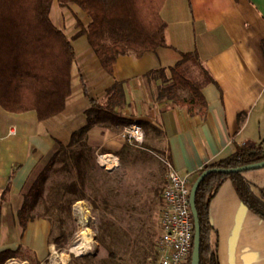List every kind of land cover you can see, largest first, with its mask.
I'll return each instance as SVG.
<instances>
[{"label":"crops","instance_id":"crops-1","mask_svg":"<svg viewBox=\"0 0 264 264\" xmlns=\"http://www.w3.org/2000/svg\"><path fill=\"white\" fill-rule=\"evenodd\" d=\"M160 17L165 23L167 45L139 58L120 56L108 74L86 37L78 34L76 21L86 27L90 18L74 4L64 8L52 4L50 19L75 52L71 94L60 114L43 121H38L33 112L12 114L0 108V252L20 248L28 251L36 264H63L51 257L56 248L49 242V223L36 219L22 229L17 212L35 171L60 145L69 144L72 133L86 124L89 99L103 101L115 81L125 83L122 115L133 123L143 121L157 129V135H145L140 128L144 139L156 141V150L164 160L179 174L189 175L191 185L201 168L229 157L236 147L261 144L264 153V0H166ZM193 52L210 80L204 79L191 62H182L181 70L190 63L202 76L197 86L206 102L203 119L168 101H156L159 82L147 84L142 78L157 69H166L170 77L169 69L181 62V55ZM123 129L97 125L86 136L97 158L118 159L115 168L104 169L108 175L144 168L146 155L140 152H147L148 147L145 143L129 145L121 135ZM256 172L245 176L259 190L252 177ZM158 187L153 192L152 209L159 214L163 188ZM115 193V203L111 202L109 208L116 212V239L134 242L138 238L131 233L138 228L147 241L156 240L157 221L155 229L150 230L152 222L134 217L136 203L117 188ZM83 205L87 211L86 202ZM209 221L217 233L219 264H264V221L245 208L230 181H225L212 198ZM153 254L154 246L146 264ZM118 256L125 257L121 253Z\"/></svg>","mask_w":264,"mask_h":264},{"label":"trees","instance_id":"trees-1","mask_svg":"<svg viewBox=\"0 0 264 264\" xmlns=\"http://www.w3.org/2000/svg\"><path fill=\"white\" fill-rule=\"evenodd\" d=\"M165 1L0 0V108L12 114L33 112L38 121L54 117L64 110L71 94L75 52L70 40L50 19L54 2L60 8L74 4L90 18L86 27L76 21L78 34L86 37L102 69L111 74L118 57L132 54L139 58L167 45L165 23L160 17ZM262 49L264 52V41ZM182 62L193 63L204 79L210 80L195 52L182 54L181 62L169 69L170 77H167L166 69H157L142 78L147 84L159 82L155 88L156 101H168L186 109L190 116L203 119L207 109L205 99L200 88L183 75ZM124 84L115 81L106 91L103 101L89 99L90 107L85 111L86 124L72 133L67 146L58 147L48 162L33 174L23 192V202L17 212L20 227L23 229L29 221L36 219H44L51 227L56 226L58 233L49 240L56 249H62L67 241L68 234L63 227L71 218L75 202L87 201L95 209L103 206L107 211L112 202L110 199L115 197L109 188H104L109 175L97 165L94 150L87 145L88 131L97 125L127 127L135 124L143 129L145 135L158 134L149 123H133L122 115ZM262 160L261 144L236 147L229 157L201 168L198 176L208 169H231ZM59 175L63 176L60 180ZM225 181L232 183L245 208L264 221V193L256 190L244 172L207 175L199 184L194 198L200 233L199 264H219L217 233L209 221V205ZM98 229L105 235L110 234L108 223L103 229L100 224ZM9 259L36 264L30 253L20 248L0 252V264ZM187 264H190V255Z\"/></svg>","mask_w":264,"mask_h":264},{"label":"rangeland","instance_id":"rangeland-1","mask_svg":"<svg viewBox=\"0 0 264 264\" xmlns=\"http://www.w3.org/2000/svg\"><path fill=\"white\" fill-rule=\"evenodd\" d=\"M182 73L194 85H198L202 79L197 68L190 63L183 68ZM141 144H144L146 148L148 147L147 152H140V155H146L142 161L144 168L141 170L129 171L128 173L120 172L118 174L109 175L108 182L104 188H109L111 192L114 193L115 197L110 199L112 202L116 200V188L123 196L128 197L129 201H134L138 207L134 217L152 222V226L149 228L150 230H154L156 221L158 224L159 214L155 211V213H153L152 205L155 203L153 192L156 188L159 189V185L161 190L164 187L166 174L165 160L161 157L159 151L156 150V141L154 142L150 137H146V139L143 138ZM147 156L149 158H147ZM39 169L37 171H39ZM102 170L104 169L102 168ZM255 171H257V174H252V177L256 181L255 183L258 186V191L264 193V168L244 173L247 175ZM62 178V175L58 176L59 180ZM70 179H72L71 176ZM46 185H48V182ZM133 189H136L134 194H132ZM83 202L87 204V211L84 209ZM78 205L81 206L79 207ZM115 216L116 212L114 209L109 208L105 211L101 207L95 209L87 201L75 202L71 208V218L63 227L68 234L67 241L62 249H56L55 253L53 252V259L57 257L58 263L61 262L63 264H146V258L151 254L155 240L152 239L147 241L146 237L142 232H138V228L136 227V230L132 231L131 234H135L134 237L138 238V240L134 242L129 241V243L123 240H117L115 226L113 225ZM107 223L110 228L109 235H105L103 230L98 229L100 224L103 229ZM137 223L136 221V226H138ZM50 232L49 240H52L58 233L56 226H50ZM83 233H86L90 238V246L82 254L76 255L72 253L70 249L80 241ZM128 237L131 238L130 236ZM119 253L123 254L125 257H119ZM15 261L18 264H33L29 261H22L19 259H15Z\"/></svg>","mask_w":264,"mask_h":264},{"label":"built area","instance_id":"built-area-1","mask_svg":"<svg viewBox=\"0 0 264 264\" xmlns=\"http://www.w3.org/2000/svg\"><path fill=\"white\" fill-rule=\"evenodd\" d=\"M121 135L129 145H139L143 141V132L135 124L124 127ZM97 163L103 169H113L118 165V159L99 156ZM164 164L166 174L161 194L158 236L149 264H187L193 243V220L189 207L191 183L189 175L179 174L167 160ZM5 264L18 263L15 259H9Z\"/></svg>","mask_w":264,"mask_h":264},{"label":"water","instance_id":"water-1","mask_svg":"<svg viewBox=\"0 0 264 264\" xmlns=\"http://www.w3.org/2000/svg\"><path fill=\"white\" fill-rule=\"evenodd\" d=\"M264 168V160L250 164V165H245L237 168H231V169H208L204 172H202L195 181L192 183L191 188H190V194H189V207H190V212L193 220V243H192V249H191V254H190V264H199V225H198V220H197V213L195 210L194 206V198L195 194L197 191V188L201 181L209 174L212 173H218V174H223V175H229V174H235V173H243L251 170H258Z\"/></svg>","mask_w":264,"mask_h":264},{"label":"bare ground","instance_id":"bare-ground-1","mask_svg":"<svg viewBox=\"0 0 264 264\" xmlns=\"http://www.w3.org/2000/svg\"><path fill=\"white\" fill-rule=\"evenodd\" d=\"M110 159V158H109ZM90 238L87 236L86 233L82 234V238L78 243H76L70 251L76 255L82 254L85 250H87L90 246L89 244Z\"/></svg>","mask_w":264,"mask_h":264}]
</instances>
